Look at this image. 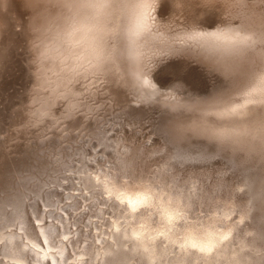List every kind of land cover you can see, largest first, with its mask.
<instances>
[{
	"label": "bare ground",
	"instance_id": "6f19581e",
	"mask_svg": "<svg viewBox=\"0 0 264 264\" xmlns=\"http://www.w3.org/2000/svg\"><path fill=\"white\" fill-rule=\"evenodd\" d=\"M232 2L236 3V1ZM103 3L104 0H69V6L78 8L79 13L76 18L83 21L88 19L87 24L90 25L88 30L91 34L82 33L81 37L84 41L94 40L105 26L102 23ZM225 4L222 6H226ZM228 8L231 10V7ZM40 9L44 10L43 7ZM34 14H36L34 18L39 15ZM260 16H263V13ZM227 19L231 20L229 17ZM213 20L208 22L218 21L213 22ZM234 20L232 19L233 22ZM262 21L264 22V19ZM131 23L122 24L124 27L122 35H126L129 28H133L134 25L130 26ZM186 23H183L184 26ZM196 23L193 25H199L200 22ZM209 25L208 28L191 26L190 29L184 30V34L180 35L182 43L177 45L162 39V36L157 35V30L152 34L149 33L150 35L148 34L141 44L138 42L134 47L126 50L123 48L122 53L127 61H119L116 62L117 64L113 62L112 70L105 71L100 77L104 80L108 92L118 95L125 89L124 77H119L118 69L119 67L125 69L124 76H129L130 80L137 83L144 96L150 98L144 103L150 105L151 112L155 109L161 112L167 127L165 125L160 127L163 123L160 122L161 125L154 129L161 137L159 140L161 139L167 148L158 152V148L154 150L150 146L156 143L148 144L147 147L140 145L136 140V134L128 135L130 129L125 126H122L124 133L118 134H111L108 128L100 129L101 132L98 133L96 140L101 145L102 154L96 164L89 168L83 165L76 174V183L82 188L84 197L92 206V218L87 223V227L94 224L95 247L90 255L96 264H264V80L261 79L264 78V27L255 30L257 28L246 29L224 23L223 26L210 25L211 29ZM96 26H99V30L97 29L91 38L93 28ZM172 30L175 31L174 28ZM107 37L112 40L108 32ZM240 38H247V42L239 43ZM99 41L96 42V46L90 44L91 48L88 49L90 58L99 59L100 50L103 49V57L108 54L110 45L101 48L98 45ZM192 47H198L200 52L209 53L210 58L205 62L226 72H242L245 61L254 54L258 56L261 67L252 73L249 82L246 81V86L238 91L239 98L231 97L225 103L212 104L199 112H184L181 111L183 106L178 104L176 98L173 100L163 98L164 91L161 89L162 86L156 83L155 79L158 78L154 77L152 70L148 68L150 67L148 59L150 55L155 56L163 51L175 53V49L179 50L178 53H188ZM118 51L120 52L119 49ZM113 53L114 50L109 54ZM183 58L185 60L184 56ZM251 59L254 61L256 57ZM103 62L100 60L96 66L97 71L102 72L98 67ZM174 62H169L168 65L171 66ZM182 66L180 71L184 70ZM170 69H166L167 74ZM158 70L160 72V68ZM161 72L158 75H161ZM182 76L184 78L185 75ZM185 77L186 80L183 81H187V76ZM178 78L177 76V80ZM192 78H188V82H192L190 81L193 80ZM175 82L177 81L174 80L176 85ZM193 84L197 86L195 82ZM187 85L191 84H186L187 91H192L194 87L188 89L190 87ZM163 88L165 89V86ZM168 88L167 91L170 90ZM182 88L185 89L184 86ZM175 91L172 89V92ZM187 91L183 94L181 92L179 96L187 95L189 93ZM153 119L155 121V118ZM145 121L147 120H144V123L150 126L151 122ZM154 124L157 126L153 123L152 127ZM146 130L148 131V128ZM150 130L153 134L152 128ZM150 134V132L147 134V138L149 136L153 138ZM155 139L158 140V137ZM153 140L154 138L151 141ZM125 153L135 157L133 167L140 170L133 177L136 178V186L129 184L125 187L118 182L113 183L112 170L117 167L118 161L126 156ZM127 168V166L123 167L124 170ZM119 176H123L125 180L130 178L125 174ZM176 193L181 195L177 197ZM177 199L179 203H176ZM28 208L12 206L10 213L0 218V261L3 264H28L34 259L35 247L39 245L46 247L42 229L26 216L25 210ZM122 209H125L123 215ZM187 209L198 210L199 218H194L190 211H186ZM137 213L143 214L137 215ZM192 243L196 244L195 248L191 246ZM201 248L205 251H200Z\"/></svg>",
	"mask_w": 264,
	"mask_h": 264
},
{
	"label": "rangeland",
	"instance_id": "374dc122",
	"mask_svg": "<svg viewBox=\"0 0 264 264\" xmlns=\"http://www.w3.org/2000/svg\"><path fill=\"white\" fill-rule=\"evenodd\" d=\"M232 1H236L237 4ZM224 4L226 6H222ZM227 6L231 7V10ZM42 7L44 10L40 9ZM34 13L39 14L37 18H34L36 16ZM78 13L76 6H69V0H2L0 3V193H2L0 218L4 214L7 216L12 206L28 208L31 205L25 210L26 216L42 229L46 247L40 245L35 247L34 259L28 264H96L90 255L95 247L94 224L87 227V223L92 218V206L84 197L82 188L77 185L76 174L81 166L85 165L89 168L96 164L102 154L101 145L96 140L101 130L108 128L111 134H118L124 133L122 126H125L130 129L128 135L136 134V140L140 145L147 147L148 144L156 143L159 146L161 143L162 148L156 144L150 146L154 150L158 148V152L166 150V145L161 139L159 140L160 136L154 129L163 122L161 112L159 109L151 112L150 105L144 103L150 98L144 96L143 91L136 82L130 80L129 76H124L125 69L123 67L118 69V75L120 78L124 77L125 83L124 91L118 95L108 92L104 80L100 79L105 71L112 70L113 62L117 64L116 62L119 61H127L122 49L134 47L138 42L141 44L149 33L152 34L156 30L157 35L162 36V39L169 40L174 45L181 44L180 35L184 34V30L194 26L195 22H200L195 26L203 28L205 26L208 28L209 24L212 27L216 24L223 26L224 23L246 29L257 28L255 30L264 27L262 21L264 0L262 2L261 0H230V2L229 0H104L102 23L105 26L94 40L84 41L81 35L84 32L91 34L88 30L90 25L87 24L88 19L84 21L77 19ZM262 13L263 16H260ZM227 15L231 20L227 19ZM232 19H235L234 22ZM210 20L218 21L209 23ZM127 22H132L130 26H134L132 29L129 28L126 35H122L124 28L122 24ZM183 23H186L185 26ZM110 26L112 27L109 29ZM211 26L209 28L212 29ZM98 27L93 28L91 38L95 31L99 30ZM167 28L170 29V33ZM173 28L175 31H171ZM107 32L112 40L106 38ZM97 40H100L98 45L101 48L110 45L108 54L112 53V50L115 53L103 57V49L100 50L99 59L90 58L88 49L91 48L90 44L96 46ZM174 51L176 52L163 51L155 56L150 55L148 68L152 70L154 77L158 78L155 80L157 85L162 86L163 98L171 100L176 98L178 104L183 106L181 111L184 112H199L212 104L225 103L231 97L239 98L238 91L246 86V81L249 82L252 73L261 67L260 60L255 54L247 58L242 72L233 73L206 63L205 60H209L210 54L200 52L198 47H192L188 53H178L177 49ZM253 57L254 59L256 57L257 61H253L251 59ZM100 60L104 61L98 67L102 72L96 70ZM169 62H174L175 65L177 63L176 66L179 68L170 63L173 67L170 69L172 67L168 65ZM181 66L183 71H180ZM159 68L160 72L163 69L161 75H158ZM167 68L171 71L168 70V74ZM164 70L166 73L163 72ZM216 70L218 71L215 72ZM178 72L187 76V81H183L186 77L183 78ZM174 76H176L174 80L180 84L176 82V85L174 84ZM188 78H192L193 80L190 81H194L197 86L193 84L194 82H188ZM186 84L195 85L196 89L193 92L195 86L187 85L190 87L188 89L194 87L192 91L188 90L189 93L191 92L187 93L189 96L186 94L179 96L181 92L186 93ZM183 86L186 90L182 88ZM167 88L170 90L167 91ZM172 89L177 90L172 92ZM144 120H147L146 123L151 122L149 123L151 127L145 124ZM152 122L157 126L154 124L152 127ZM163 123L160 127L165 125ZM143 125L148 126L146 127L148 131ZM151 128L155 130L153 134ZM149 132L154 138L153 142L152 137L148 135L147 138ZM124 156L112 170L113 183H116L119 175L134 177L140 172L133 167L135 157L129 156L128 153ZM124 166L128 168L124 170ZM18 198H22V201ZM15 201L17 202L13 203ZM54 233L61 237L67 236L68 240L64 241L61 238L54 244ZM75 241H81L79 248Z\"/></svg>",
	"mask_w": 264,
	"mask_h": 264
},
{
	"label": "snow or ice",
	"instance_id": "6c2138e0",
	"mask_svg": "<svg viewBox=\"0 0 264 264\" xmlns=\"http://www.w3.org/2000/svg\"><path fill=\"white\" fill-rule=\"evenodd\" d=\"M239 43H246L247 42V38H240ZM262 80H264V78H261ZM223 135V134H221ZM121 186H128L129 184H131L132 186H136V178H133V177H130L128 180H125L123 176H119L117 177V181ZM161 191H163V189H161ZM171 195V194H170ZM179 195H181L180 193H176V196L179 197ZM176 203H179V200L177 199L176 200ZM124 211L125 209H122V212L121 214L123 215L124 214ZM186 211H190L193 215L194 218L198 219L199 218V213H198V210H195V209H187ZM143 213H137V215H142ZM54 236V239H53V243H57L61 238L64 240V241H67L68 240V237L67 236H63L61 237L60 235H57V234H53ZM76 245H77V248L80 247V244H81V241H75ZM98 243V242H96ZM192 247H196V244L195 243H192L191 245ZM210 251V249H208ZM200 251H205V249L201 248ZM0 264H3L2 261H0Z\"/></svg>",
	"mask_w": 264,
	"mask_h": 264
}]
</instances>
